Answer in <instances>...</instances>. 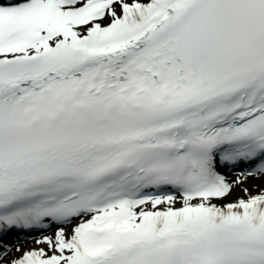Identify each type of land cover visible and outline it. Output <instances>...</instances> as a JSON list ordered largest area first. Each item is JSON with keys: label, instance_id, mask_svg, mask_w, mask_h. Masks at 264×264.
I'll return each instance as SVG.
<instances>
[{"label": "snow or ice", "instance_id": "obj_1", "mask_svg": "<svg viewBox=\"0 0 264 264\" xmlns=\"http://www.w3.org/2000/svg\"><path fill=\"white\" fill-rule=\"evenodd\" d=\"M0 264H264V0H0Z\"/></svg>", "mask_w": 264, "mask_h": 264}]
</instances>
